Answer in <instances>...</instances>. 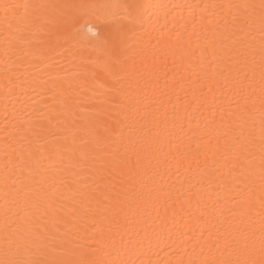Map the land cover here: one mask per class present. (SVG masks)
<instances>
[{"label":"bare ground","instance_id":"bare-ground-1","mask_svg":"<svg viewBox=\"0 0 264 264\" xmlns=\"http://www.w3.org/2000/svg\"><path fill=\"white\" fill-rule=\"evenodd\" d=\"M74 2L81 0H0V4L46 6ZM88 2H142L167 6L160 10L158 21L155 14L151 19L146 16L144 27L151 31L164 26L166 35H171L175 41L178 55L175 60L169 55L166 60L157 59L155 63L151 58H145L143 65L138 60L139 76L132 74L124 81L129 93L140 100L141 112L132 135L144 147L138 164L136 155L131 154L129 168L125 169L124 174L117 171L106 177L111 193L109 199L99 196L96 200H90L81 194H86L88 189L76 183L80 173L78 168L72 167L70 152H63L62 159L54 157L47 174H37L36 167L27 163L23 169L9 164L13 175L5 189L6 145L10 155L13 149L18 153L30 150L38 157L40 154H50L56 138H59L62 147L69 149L91 141L87 129L90 110L83 107L90 102V95H85L86 90L78 87L82 81L73 78V75H83L84 82H92L84 75L83 68L84 62L90 60V54L84 52L74 57L66 51L76 41L64 44L63 34L58 33L54 26L58 9H29L30 15L38 13L42 22L52 23L45 25V33L37 32L32 27L22 31L20 38L32 43L14 41L16 55L10 54V57L5 56V33L0 10V259L4 258L5 191L9 193L7 201L12 209L9 217L19 223L21 217L39 216L41 229L46 228L54 235L53 243L60 246L58 255L66 259H115L117 252L120 259L135 261V264H141V261L144 264H204V261L214 258L235 259L223 251L222 245L221 250L217 251L213 241L222 233L241 225L240 205L225 198L227 189L235 184L229 174L228 161L234 159L229 146L235 142L249 112L255 118L258 133L260 38L258 31L253 32L254 40L237 33L232 22L235 10L227 6L259 4L260 0ZM174 5L182 7L174 8ZM205 5L225 7L205 9ZM88 28H91L90 32ZM83 31L91 37L101 32L107 34L108 29L91 24ZM47 32H51L53 41L59 39L63 46L56 47L48 54L56 70L42 72L43 64L32 53L37 46L35 41L49 38ZM181 52L187 55L181 58ZM252 52L257 54L253 56ZM6 59L7 67L12 69L8 73L5 71ZM210 63L217 68V72L220 68L227 72L231 64L233 76L239 70L241 77L245 70L251 76L252 65H256V87L247 88L243 93L249 96L247 105L236 95L232 77L227 82L219 75L203 79L206 73L201 69H206ZM87 68L89 72L102 75L101 70L91 63ZM6 77H11L12 83H8ZM37 77L54 78L56 83L46 84L45 90L41 91L37 87ZM198 78H201L203 88L197 82ZM194 90L197 97L203 94V103H192L189 107L187 101L192 98ZM253 98L254 106L251 102ZM230 106L233 115H229ZM176 108L182 113L187 109L188 117L182 122V128L179 124H173ZM241 108L245 109V114L238 118L236 113ZM40 112H51L55 117L51 125L47 121L39 122L48 127L47 135L38 131L37 117ZM13 125L20 131L17 132ZM120 127L127 136L129 130ZM33 132L37 134L33 135ZM119 135L120 130H117L114 136ZM256 181L254 187L258 193V170ZM189 182L196 187L190 188ZM52 183L59 184L62 189L66 184L65 195L68 197L75 194L74 199L63 200V204L78 210L75 215L71 214V207L48 211L44 215L48 186ZM243 187L240 185V188ZM237 191L234 189L232 194L235 195ZM180 192L185 195H180ZM189 192L194 193L190 201ZM89 246L103 247L104 254L91 256ZM253 258L257 261L260 259L258 251Z\"/></svg>","mask_w":264,"mask_h":264},{"label":"snow or ice","instance_id":"snow-or-ice-1","mask_svg":"<svg viewBox=\"0 0 264 264\" xmlns=\"http://www.w3.org/2000/svg\"><path fill=\"white\" fill-rule=\"evenodd\" d=\"M46 7L55 8L59 11L54 26L58 33L63 34V43L71 44L72 41H76V44L71 45L66 51H69L74 57L84 52L90 54L91 58L84 62L83 68L84 75H87L92 83L84 82L83 75L80 74H74L73 78L82 81L78 87L86 90L85 95H90V102L84 104L83 107L90 110L87 129L91 141L69 149L67 146L62 147L59 138H56L57 142L53 145L50 154L48 156L40 154L38 157L34 156L30 150L18 153L13 149V154L10 155L6 145L4 151L5 189L8 188L7 182L12 179L13 175L8 167L9 164H12L14 168L23 169L27 163L36 167L37 174H47L54 157L62 159L63 152H70L72 167L78 168L80 173L76 183L88 189L86 194H81L90 200H96L99 196L109 199L111 193L108 191L106 177L117 171L124 174L125 169L129 168L131 154L136 155L138 164L142 158L141 149L144 147L141 141L134 139L132 135L141 112L140 100L138 96L129 93L125 88L124 81L132 74L139 76L138 60L143 65L145 58H151L155 63L157 59L166 60L169 55L175 60L178 55L175 41L171 35H166L164 26L159 30L153 28L151 31L144 27L146 16L151 19L155 14L158 21L160 10L167 6L142 2L90 3L88 0L47 6L3 3L0 4V10H2V23L5 33L6 57H10V54L16 55L14 41H18L20 44L32 43V41L20 38L25 29L32 27L37 32L45 33V25L52 22H42L40 15L38 13L30 15L29 9L38 10ZM173 7L182 6L174 5ZM209 7L223 8L225 6H204L205 9ZM227 7L235 10L232 22L237 33L242 34L244 38L251 37L254 40L253 32H259L260 119L257 133L255 118L251 112L247 113L248 118L238 131L235 142L229 146V151L234 156V159L228 161L229 174L235 184L227 189L225 198L240 205L241 225L222 233L213 243L217 251L221 250L222 245L223 251L228 252L229 257H235V259L214 258L204 261V264H264V0H260L259 4H236ZM21 9L24 11L21 12ZM164 15L167 16V13L165 12ZM91 24L108 29L107 34L101 32L91 37L88 36L83 30ZM88 31L90 32L91 28H88ZM153 32L156 34L153 35ZM46 35L49 38L35 41L37 46L32 53L34 58L43 64V68L40 69L42 72L56 70L54 64L50 62L48 54L54 51L56 47L63 46L59 39L55 41L51 39V32H47ZM178 38L179 34H177L176 39L178 40ZM248 47L251 49V43ZM251 54L254 56L257 53L252 52ZM184 55L187 54L180 53L181 58ZM17 58L20 59V57ZM88 63L99 68L102 75L89 72ZM5 64L6 73L11 72L12 69L7 67L8 59L5 60ZM255 69L256 65L253 64L251 76L247 70L243 72L242 77L238 74L239 70H237V75L233 76L231 64L228 65L227 72L223 68L217 72V68H214L210 63L206 69L202 68L201 72L206 73L203 79H211L213 76L219 75L227 82L229 77H232L235 81L236 95L247 105L249 96H245L243 93L247 88L255 89ZM6 78L8 83H12L11 77ZM197 82L201 83V88H203L201 78H198ZM48 83L55 84L56 80L37 77V87H40L41 91L45 90L44 86ZM251 102L254 106L255 99L253 98ZM192 103H203V94L201 93V96L197 97L194 90L192 98L187 101L189 107ZM244 114V108L236 113L238 118H242ZM229 115H233L231 106L229 107ZM187 117V109L182 113L179 108H176L173 114V124H179L182 128V122ZM54 118L51 112L39 113L37 121L40 134L47 135L48 127L39 122L47 121V124L51 125ZM5 119L6 121L8 119L7 113ZM120 126L129 130L127 136ZM13 127L16 128L15 125ZM117 130H120V135L114 136ZM16 131L19 132L20 129L16 128ZM35 134L37 133L33 132V135ZM64 139L66 140L67 137ZM73 143L75 144V141ZM98 164L99 167H97ZM257 170L259 177L258 193L254 187L257 183ZM60 183L64 182L61 181ZM189 183L190 188L196 187L191 182ZM198 183L199 181H197ZM14 185L15 180L13 179ZM240 185H244V187L240 188ZM102 186L103 190H101ZM66 189V184L64 189L57 183L48 186L44 215H47L48 211L63 210L64 207H71V214H76L78 210L74 206L63 204V200L74 199L75 195L73 197L66 196ZM234 189L239 190L235 195L232 194ZM177 191L180 190L177 189ZM193 194L191 192L187 194L189 201ZM8 195L9 193L5 191L4 258L0 259V264H135V261L120 259L119 252H117L115 259L72 260L58 255L60 246L53 243L54 235L50 234L46 228L41 229L39 216L21 217L19 223L16 219L9 217L12 209L7 201ZM180 195L183 196L185 193L180 192ZM189 207H191L190 203ZM13 215L16 214L13 213ZM200 219L202 220L203 216ZM89 247L91 248V246ZM257 251L260 255L258 261L253 258ZM101 254H104L103 247L91 248V256L95 257ZM141 264L144 262L141 261Z\"/></svg>","mask_w":264,"mask_h":264}]
</instances>
